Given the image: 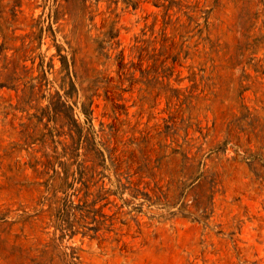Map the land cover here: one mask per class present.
I'll return each mask as SVG.
<instances>
[{"label": "rangeland", "instance_id": "rangeland-1", "mask_svg": "<svg viewBox=\"0 0 264 264\" xmlns=\"http://www.w3.org/2000/svg\"><path fill=\"white\" fill-rule=\"evenodd\" d=\"M134 1L0 0V264H264V0Z\"/></svg>", "mask_w": 264, "mask_h": 264}, {"label": "trees", "instance_id": "trees-1", "mask_svg": "<svg viewBox=\"0 0 264 264\" xmlns=\"http://www.w3.org/2000/svg\"><path fill=\"white\" fill-rule=\"evenodd\" d=\"M88 1L90 0H63V2H59L58 0H53L54 7L50 10V13L48 14L49 23L46 26L45 29H47L48 33L51 35L54 34V30L51 27L52 20L55 22L57 19L63 17L64 15H67L72 21H76L77 23L81 21V19L85 16V14L90 13V3L88 4ZM98 0H95V3ZM110 2H116L115 0H107ZM126 4H132L134 7L136 5V2L134 0H123ZM152 2L157 5V2L155 0H152ZM18 4H13L9 8V12L12 16L15 15V8L14 6ZM93 15H90L89 18L92 19ZM116 33H109L108 34V40H111L113 37H116ZM56 45V54L59 56V59L61 61V67L62 69H65L67 63V56L66 54H62L61 50L63 47L59 44ZM67 69V68H66ZM34 78L32 77L31 80ZM48 84V80L46 77L45 70H43V73H41L39 76L36 77V81H30L29 84V94L28 99H37V95L41 92V95L39 98H44L45 94H42V85ZM0 86H3V84H0ZM59 89L62 90V92L59 91ZM59 89L55 90L52 95H50L49 103L48 105L42 109L43 112H45L47 115L51 112V116L53 118H62L64 120L63 124H66L69 130V135L72 137L71 131H74L76 134L81 136L82 130L81 125L77 121V119L74 117V109L77 107L78 103V88L75 84V82L71 79V76L69 72L65 73L60 77V83H59ZM75 97V99L70 103L69 100ZM28 101V100H27ZM80 111L85 117V120L87 122H90V115L91 110L89 108V103L86 105L84 102H81L79 107ZM29 136L31 134H28ZM30 139H33L32 136H30Z\"/></svg>", "mask_w": 264, "mask_h": 264}]
</instances>
